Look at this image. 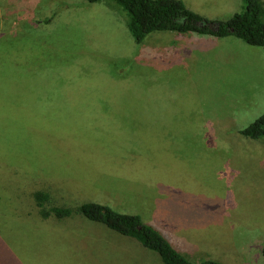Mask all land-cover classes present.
I'll use <instances>...</instances> for the list:
<instances>
[{
	"label": "rangeland",
	"instance_id": "rangeland-1",
	"mask_svg": "<svg viewBox=\"0 0 264 264\" xmlns=\"http://www.w3.org/2000/svg\"><path fill=\"white\" fill-rule=\"evenodd\" d=\"M182 1L209 19L243 9ZM126 19L113 0H0V264H163L79 214L42 219L29 183L143 221L179 204L162 214L205 243L168 235L192 262L264 264V136L237 133L264 113V46L170 30L136 43Z\"/></svg>",
	"mask_w": 264,
	"mask_h": 264
},
{
	"label": "trees",
	"instance_id": "trees-1",
	"mask_svg": "<svg viewBox=\"0 0 264 264\" xmlns=\"http://www.w3.org/2000/svg\"><path fill=\"white\" fill-rule=\"evenodd\" d=\"M97 2L100 0H87ZM126 13V27L134 42L141 43L153 31L194 32L215 37L234 36L249 45L264 46V2L242 0L243 9L226 19H209L189 9L182 0H113ZM238 134L248 138L264 136V113L241 128ZM33 189V204L42 219H62L73 214L103 224L122 235L137 240L156 252L163 264H195L153 224L143 221L137 213L119 212L93 200H81L76 207L54 201V196L67 195L55 185L28 184ZM264 258V243L261 246ZM196 264H223L211 258Z\"/></svg>",
	"mask_w": 264,
	"mask_h": 264
},
{
	"label": "crops",
	"instance_id": "crops-1",
	"mask_svg": "<svg viewBox=\"0 0 264 264\" xmlns=\"http://www.w3.org/2000/svg\"><path fill=\"white\" fill-rule=\"evenodd\" d=\"M175 205H177V206H174L173 202H169L168 206H165L162 210H160L158 212L159 213L158 217H155L152 219L151 218L150 219H144V220L146 222L153 224L155 227H157V229L161 230V232L164 235H166L167 237H168V235L180 233V234H177V235H180V241H184V242H186V244L188 243V245H193V246L195 245L197 247L204 246L205 243L201 239H199V237H196L195 231H194V229H192V227L190 226L189 223L185 224V225L178 224V218L172 219L170 217L171 219H168L162 214V213H165L167 210H170V209H176V208L179 209V206H178L179 204H175ZM190 220H193V218H191V216L189 217V221ZM177 228H184V230L177 232V231H175V230H177ZM188 228H189V230H188ZM147 254L149 255V253H147ZM148 255H147V260H151L152 257L150 258V255L149 256Z\"/></svg>",
	"mask_w": 264,
	"mask_h": 264
}]
</instances>
